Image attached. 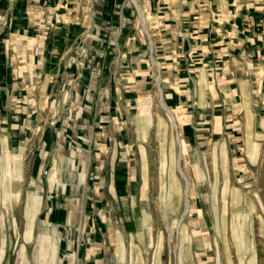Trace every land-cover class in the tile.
Returning <instances> with one entry per match:
<instances>
[{
  "label": "crops",
  "instance_id": "crops-1",
  "mask_svg": "<svg viewBox=\"0 0 264 264\" xmlns=\"http://www.w3.org/2000/svg\"><path fill=\"white\" fill-rule=\"evenodd\" d=\"M159 104L185 188V148L222 149L252 181L264 157V0H0V231L22 180L28 239L37 213L47 219L37 263L109 258L138 229L140 141ZM175 181L164 198L179 195Z\"/></svg>",
  "mask_w": 264,
  "mask_h": 264
},
{
  "label": "rangeland",
  "instance_id": "rangeland-1",
  "mask_svg": "<svg viewBox=\"0 0 264 264\" xmlns=\"http://www.w3.org/2000/svg\"><path fill=\"white\" fill-rule=\"evenodd\" d=\"M148 114L154 120L140 141L143 171L135 208L138 229L123 238L105 260L72 256L64 264H264V157L253 180L243 182L236 179L228 163L222 164V149L187 152L185 148L181 163L191 182L190 208L184 215L185 179L172 160L180 151L173 122L160 104ZM171 170L176 181L168 180ZM172 181L179 195L164 198ZM14 183L21 195L11 201V212L4 208L0 264H39L35 249L46 214L37 213L28 239L26 208L33 204L24 182ZM13 216L15 225L10 222ZM173 218L175 227H171ZM3 241L6 253L1 259Z\"/></svg>",
  "mask_w": 264,
  "mask_h": 264
},
{
  "label": "bare ground",
  "instance_id": "bare-ground-1",
  "mask_svg": "<svg viewBox=\"0 0 264 264\" xmlns=\"http://www.w3.org/2000/svg\"><path fill=\"white\" fill-rule=\"evenodd\" d=\"M162 104H163V101H162ZM166 109V108H165ZM174 122V121H173ZM179 169H180V172L182 173V174H184V172H183V170H182V167L180 166L179 167ZM190 183H189V181L187 180V186H186V188H185V207H184V211H183V214L185 215V214H187L188 213V211H189V208H190V199H189V189H190V185H189ZM171 225L173 226L174 224H173V222H171ZM181 229V228H180Z\"/></svg>",
  "mask_w": 264,
  "mask_h": 264
}]
</instances>
